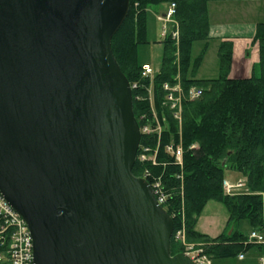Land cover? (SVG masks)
<instances>
[{
	"label": "water",
	"instance_id": "obj_1",
	"mask_svg": "<svg viewBox=\"0 0 264 264\" xmlns=\"http://www.w3.org/2000/svg\"><path fill=\"white\" fill-rule=\"evenodd\" d=\"M130 0H0V193L35 264H194L133 174L142 134L112 51Z\"/></svg>",
	"mask_w": 264,
	"mask_h": 264
},
{
	"label": "trees",
	"instance_id": "obj_2",
	"mask_svg": "<svg viewBox=\"0 0 264 264\" xmlns=\"http://www.w3.org/2000/svg\"><path fill=\"white\" fill-rule=\"evenodd\" d=\"M227 1L264 0H130L128 17L112 40V51L132 90L135 118L142 129L146 124L163 128L160 135L142 136L141 147L156 152L155 164L136 161L133 174L161 180L169 194L163 209L174 221L171 253H183L175 239L185 226L187 239L204 244V253L211 260L233 259L254 247H263L250 240L253 231L264 233V23L257 25L253 43L259 45L260 61L249 79H231L234 44L222 41L218 50L219 75L215 79H197L196 74L205 55L203 50L193 60L195 42L208 41L209 4ZM176 4L175 20L179 24L181 83L185 91L200 88V98L184 102L182 127L165 110L163 86L173 84L178 76L177 46L170 37L163 40L164 55L160 70L153 80L142 76L143 66L138 48L147 41V11L150 7ZM153 86V94L149 90ZM155 111V112H154ZM155 114L157 117H155ZM145 117V118H144ZM166 117V121H163ZM143 118V120H142ZM182 146V164L166 153V147ZM226 170L244 178L247 192L228 196L223 189ZM181 178L184 183L186 220L182 215L180 196L176 192ZM177 193V194H176ZM222 204L227 213L228 229L210 238L197 229L199 218L209 202ZM247 224L249 230L244 231Z\"/></svg>",
	"mask_w": 264,
	"mask_h": 264
},
{
	"label": "built area",
	"instance_id": "obj_3",
	"mask_svg": "<svg viewBox=\"0 0 264 264\" xmlns=\"http://www.w3.org/2000/svg\"><path fill=\"white\" fill-rule=\"evenodd\" d=\"M176 4L168 6L166 12L159 17V20L163 23L164 32L163 37H170L172 41H179L180 32L179 24L175 20ZM153 70L149 65L143 67L142 76L144 78H152ZM137 84L131 86V89H137ZM165 92L164 104L166 107L175 113L176 117L182 104L186 101H194L200 98L203 94L202 89L192 87L188 91H185L182 87L180 73L175 79L173 84L166 83L163 86ZM149 93L152 95L153 91L150 88ZM155 112V111H154ZM155 117L157 115L155 114ZM141 134L145 136L160 135L163 128L158 124L156 127H152L150 124H146L142 127ZM166 153L173 156L176 162L181 165L183 157V149L181 145L174 147L173 145L166 147ZM156 152H152L147 146L140 147L137 160L140 162H152L155 164ZM145 178H148L146 174ZM147 181V180H146ZM153 194L157 199L159 205L163 207L167 203L168 195L163 188L161 180H152L150 184ZM223 189L226 195L235 196L242 192H247L246 183L243 180H239L237 183H231L228 180H224ZM186 230L185 226L178 229L175 233V239L181 240L185 238ZM182 240V241H183ZM250 240L254 241L263 247L264 251V233L254 231L250 234ZM185 253L194 264H211L210 258L205 255L204 251L194 246H189ZM243 255L239 258L243 259ZM264 263V257L262 258ZM0 264H35L34 257V242L31 232L21 215L13 209V207L5 200L0 193Z\"/></svg>",
	"mask_w": 264,
	"mask_h": 264
},
{
	"label": "rangeland",
	"instance_id": "obj_4",
	"mask_svg": "<svg viewBox=\"0 0 264 264\" xmlns=\"http://www.w3.org/2000/svg\"><path fill=\"white\" fill-rule=\"evenodd\" d=\"M164 7L163 5H161ZM167 6V5H166ZM216 6H223V10L220 12L216 13L214 16V7ZM247 6V11L243 12L240 10V7ZM248 7H253V8H248ZM152 8V9H151ZM210 13H211V18L214 21H236L235 23H239L243 20H248V21H259V18L261 16H264V5L263 6H255V3H246L245 1H227V2H214L211 3L210 5ZM226 9H231V11H227ZM154 7H150L147 11V41L149 43L147 44H142L138 48V59L141 65L144 63H147L151 66L153 70V76L152 80L154 78V75L160 70L161 65H162V59L164 55V46L160 41L164 40L163 39V32H164V25L163 23L159 20V16H156L154 13ZM160 10V8H159ZM217 16V18H215ZM158 17V18H157ZM231 23V22H228ZM261 23H264V21H261ZM180 32V31H179ZM180 40V37H179ZM176 42V41H174ZM179 41L176 42L177 46V53H176V64H178L177 74H181V57H180V52H179ZM205 51L204 58L202 60V63L198 69V72L196 74V78H199V72H200V77H203V79H212L216 78L219 75V56H218V50L219 46L217 41H198L195 42L193 45L192 49V58L193 60L196 59L202 51ZM152 87V86H151ZM183 87V86H182ZM164 92V91H163ZM165 93V92H164ZM165 97V95H164ZM164 104V100L162 102ZM184 103L182 104L181 109L179 110L177 117L175 113H173L168 106L165 107V110L170 111L172 114L173 118L178 122L179 129L182 127V121H183V109H184ZM145 118V117H144ZM143 120V118H142ZM163 121H166V117H163ZM225 178L229 180L231 183H237L239 180H244L242 178L241 174L238 172L234 171H229L226 170L225 172ZM183 178H181V183L180 186L177 187L176 192H178V195L180 196V201H181V206H182V215L183 218L186 220V204H185V195H184V190L185 186L183 183ZM174 190V189H173ZM173 190H165L166 194L169 196L170 192L173 193L175 191ZM177 194V193H176ZM228 220V213L225 209V207L222 204H219L217 202L211 201L201 214L199 218V222L197 225V229L199 231H204L208 228H217L221 227V229H224L226 227ZM207 227V228H206ZM229 227L227 226L226 229L223 230L225 233H232V229L229 230ZM244 231H247L244 227H242ZM207 230V231H211ZM249 230V228H248ZM222 232V233H223ZM215 233V232H214ZM208 235V234H206ZM212 235V234H211ZM209 236V235H208ZM210 238H215L211 237ZM177 240L180 245L183 248V253H186L189 246H194L195 248H200L204 251V244L202 243H195L191 242L187 239V234L185 235L184 240ZM264 257V251H260L258 248L254 247L251 249L249 252L245 254L244 259L240 258H231V259H220V260H211V264H264L262 262V258Z\"/></svg>",
	"mask_w": 264,
	"mask_h": 264
},
{
	"label": "crops",
	"instance_id": "obj_5",
	"mask_svg": "<svg viewBox=\"0 0 264 264\" xmlns=\"http://www.w3.org/2000/svg\"><path fill=\"white\" fill-rule=\"evenodd\" d=\"M245 2L255 3V6L264 5V1H245ZM210 5L211 3L209 4V9H208L209 10V20H210L209 40L217 41L219 47H220L221 42L226 41V40H230L234 44L233 62H232V67H231V72H230V78L231 79L251 78L254 66L257 65L260 61L259 45L253 43V38L256 35L257 25L261 23V21H264V16H261L259 18V21L243 20L239 23H235L236 21H228L231 23H228L227 21H223V22L215 21V20L213 21L210 16L211 15ZM167 8L168 6L166 5L164 7L162 6L154 7V9H156L154 10V13L156 14V16L162 15L167 10ZM248 8H253V7H248ZM221 10H223V6L214 7V12H213L214 16L216 13L220 12ZM226 10L231 11V9L229 10L226 9ZM240 10L243 12H246L247 6L240 7ZM215 18H217V16ZM160 43L163 44V41L161 40ZM143 65L146 66L149 64L144 63ZM198 79H203V77H200V72H199ZM212 79H215V78H212ZM203 80H211V79H203ZM226 227H227V224H226ZM226 227L224 229H226ZM243 227L248 231L247 224H244ZM224 229H221V227L219 226L217 228H213L212 230L211 228H208L201 232L203 234H208L211 237H217L223 232ZM207 230H211V231H207Z\"/></svg>",
	"mask_w": 264,
	"mask_h": 264
}]
</instances>
